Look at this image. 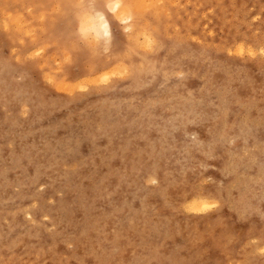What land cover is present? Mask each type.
<instances>
[{"label": "rangeland", "instance_id": "obj_1", "mask_svg": "<svg viewBox=\"0 0 264 264\" xmlns=\"http://www.w3.org/2000/svg\"><path fill=\"white\" fill-rule=\"evenodd\" d=\"M94 1L0 0V264H264V0Z\"/></svg>", "mask_w": 264, "mask_h": 264}, {"label": "bare ground", "instance_id": "obj_2", "mask_svg": "<svg viewBox=\"0 0 264 264\" xmlns=\"http://www.w3.org/2000/svg\"><path fill=\"white\" fill-rule=\"evenodd\" d=\"M94 1V0H93ZM96 1V0H95ZM94 1V2H95ZM107 2H108V7H109V10L112 12V13H114V16L116 15V14H118L119 16H120V21L121 22H124L125 24H126V28H124V29H129V31H131V29H133L134 30V27L137 29L138 28V26H137V24H136V19H134V17L133 16H135V14L133 15L132 14V12H131V10H130V6L132 7L133 5H132V1H129V2H131V4L130 3H128V4H130L129 5V7H128V5H127V2L125 3V0H106ZM105 1V2H106ZM143 1V3L144 2H148L147 0L146 1H144V0H142ZM142 1L140 2L139 1V3H141L142 4ZM94 2H91V3H93V5L91 4V7H90V11H91V13L90 14H88V13H86V16L84 17V18H87V20L85 19L84 21L82 20V23H86V25H85V29L87 30V31H93L94 33H95V35H98V36H103L104 38H105V41H106V49H108L109 50V48H110V45H111V42H112V32H111V23H110V21H109V19H108V16H107V13H106V10H104V8L102 7V5L100 6V4L97 6ZM99 2V1H98ZM101 2H103V1H101ZM106 2V3H107ZM153 2L152 0H150L148 3H147V7L149 6L148 4H150V6L148 7V8H150L151 9V3ZM172 2V1H171ZM133 3H135V2H133ZM138 0H136V4H137V6H135V8L137 7V9H138ZM141 4H139V6L141 5ZM105 5H107V4H105ZM143 5V4H142ZM86 6V5H85ZM104 6V5H103ZM145 6H146V4L144 3V7L142 8L141 6V8L142 9H144L145 8ZM154 6H156V5H154ZM159 6V5H158ZM83 7V6H82ZM107 7V6H106ZM139 7V9H141ZM133 8V7H132ZM147 8V10H149ZM156 8V7H155ZM134 9V8H133ZM159 9H160V7H159ZM108 10V11H109ZM136 10V9H135ZM145 11V10H144ZM157 11H158V9H157ZM136 12V11H135ZM137 12H139V11H137ZM148 12V11H147ZM141 13L142 14H144V12H142V10H141ZM87 14H88V17H87ZM139 14H140V12H139ZM145 15V14H144ZM143 15V16H144ZM113 16V15H112ZM115 18H116V16H115ZM136 18V17H135ZM111 19H113V18H111ZM140 20V19H139ZM141 21H143V20H141ZM138 22V21H137ZM3 23V22H2ZM123 23V24H124ZM141 23V22H140ZM139 23V24H140ZM148 22H145V24H147ZM19 25V24H18ZM147 25H150V23H148ZM146 25V26H147ZM84 26V25H83ZM124 26V25H123ZM137 26V27H136ZM141 26V28H144L145 29V25H144V27H142V25H139V27ZM17 27V26H16ZM150 28L152 27V26H149ZM131 28V29H130ZM150 28H148V29H150ZM138 29H140V28H138ZM147 29V28H146ZM141 30V29H140ZM125 31V30H124ZM137 31V30H136ZM147 30H145V32H146ZM150 31V30H149ZM132 32V31H131ZM144 32V31H143ZM142 32V33H143ZM145 32H144V34H145ZM155 32V31H154ZM126 33V32H125ZM134 33V32H133ZM136 33V32H135ZM147 33H148V31H147ZM149 33H151V35H152V32H149ZM93 34V33H92ZM138 34V33H137ZM135 35V37L136 36H138V35ZM143 34V35H144ZM94 34H93V36H95ZM146 35V34H145ZM144 35V36H145ZM97 36V37H98ZM125 36V35H124ZM128 36L130 37V35L128 34ZM132 36V35H131ZM147 36V35H146ZM153 36V35H152ZM128 37V38H129ZM134 36L132 37L133 39L135 38ZM148 37H151L150 35L149 36H147V38ZM91 38V37H90ZM93 38H95V40H96V37H93ZM125 38V37H124ZM132 38H131V40H132ZM144 38V37H143ZM153 39L152 40H154V38L155 37H152ZM99 39V38H98ZM97 39V40H98ZM136 39V38H135ZM145 39V38H144ZM94 40V39H93ZM128 40V39H127ZM146 40V39H145ZM133 41H135V40H133ZM132 41V42H133ZM136 42H137V40H136ZM135 42V43H136ZM147 42H149V41H147ZM153 43V42H152ZM157 43V42H156ZM95 44V43H94ZM137 44V43H136ZM145 44H147V43H145ZM243 44V43H242ZM130 45H132V44H130ZM127 46H128V44H127ZM136 46V45H135ZM103 47V46H102ZM133 47V46H132ZM172 48V47H171ZM131 49V48H130ZM239 49V52H243L244 50H243V47H240V48H238ZM238 49H237V51H238ZM125 50V49H124ZM132 50H133V48H132ZM93 51V50H92ZM106 51V50H105ZM127 51V50H126ZM134 51H135V49H134ZM133 52V51H132ZM238 52V53H239ZM91 53V52H90ZM96 53V52H95ZM128 53H130V51L128 52ZM93 55V54H92ZM120 55H122V54H120ZM94 56V55H93ZM113 59V58H112ZM106 64H108V63H106ZM104 65V64H103ZM120 66V65H119ZM154 67H155V65H153ZM121 67V66H120ZM119 67V68H120ZM156 68V67H155ZM122 69V68H121ZM143 69V68H142ZM106 70V69H105ZM104 70V71H105ZM138 70V69H137ZM101 71V70H100ZM118 71V70H117ZM140 71V70H139ZM102 72V71H101ZM109 72V71H108ZM141 72V71H140ZM108 75H110V74H108ZM5 80V79H4ZM5 83L7 84L8 83V81L6 82L5 81ZM4 83V84H5ZM24 90V89H23ZM32 90V89H31ZM25 92V91H24ZM27 92V91H26ZM190 94V93H189ZM32 95V94H31ZM30 96V95H29ZM22 97V96H21ZM27 98V97H26ZM30 99V98H29ZM32 99V98H31ZM27 100V99H26ZM76 154V153H75ZM200 196V195H199ZM208 197H210V196H208ZM201 199V198H200ZM194 199V204H197V206L195 207L196 208V210H198V211H204V210H209V208H211L212 206V204H208L207 203V201L206 200H204V198L203 199ZM196 202V203H195ZM211 203V202H210ZM189 204V203H188ZM192 205V204H191ZM189 206H190V204H189ZM192 210H195V209H192ZM207 210V211H208ZM211 210V209H210ZM190 211V210H189ZM198 211H196V212H198ZM190 212H192V211H190ZM198 213H200V212H198ZM202 213V212H201ZM204 213V212H203ZM262 235V234H261ZM260 236V235H259ZM263 237V236H262ZM257 238V237H256ZM262 240V239H261ZM263 249V248H262ZM264 250V249H263Z\"/></svg>", "mask_w": 264, "mask_h": 264}]
</instances>
